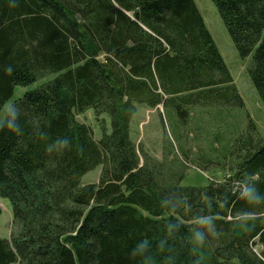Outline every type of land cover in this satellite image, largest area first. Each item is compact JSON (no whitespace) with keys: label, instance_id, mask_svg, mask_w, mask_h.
Segmentation results:
<instances>
[{"label":"trees","instance_id":"1","mask_svg":"<svg viewBox=\"0 0 264 264\" xmlns=\"http://www.w3.org/2000/svg\"><path fill=\"white\" fill-rule=\"evenodd\" d=\"M211 1L264 104V0ZM53 74L0 119V198L21 226L0 264H264L263 140L235 139L236 173L199 189L130 140L139 105L178 126L243 106L194 0H0V115ZM91 109L111 122L99 140L75 117Z\"/></svg>","mask_w":264,"mask_h":264},{"label":"rangeland","instance_id":"2","mask_svg":"<svg viewBox=\"0 0 264 264\" xmlns=\"http://www.w3.org/2000/svg\"><path fill=\"white\" fill-rule=\"evenodd\" d=\"M194 1L229 68L243 106L198 104L190 108L188 122L178 126L174 114L163 105L156 108L139 105L129 127V136L143 163L149 162L151 167L161 165L163 174L168 170L176 171L178 180L181 177L180 187L199 189L229 182L236 173L238 157L228 155L226 150L239 136L253 135L255 141L264 142V104L249 76L251 58L241 59L215 5L211 0ZM55 77L53 74L30 87H18L13 99L2 110L0 119L15 99ZM75 117L92 129L97 140L105 133H111V122L105 114L98 115L91 109ZM101 174L100 166L86 174L82 184L99 183ZM0 211V238L11 242L14 234L21 231V226L15 222L8 199L0 198Z\"/></svg>","mask_w":264,"mask_h":264}]
</instances>
